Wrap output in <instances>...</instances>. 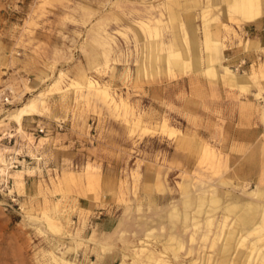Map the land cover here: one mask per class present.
I'll use <instances>...</instances> for the list:
<instances>
[{"label": "rangeland", "instance_id": "374dc122", "mask_svg": "<svg viewBox=\"0 0 264 264\" xmlns=\"http://www.w3.org/2000/svg\"><path fill=\"white\" fill-rule=\"evenodd\" d=\"M161 1L0 0V264H61L54 257L60 255L56 245L67 251L64 259L77 264H132L133 242L145 234L146 250L155 253L170 236L183 243L177 260L170 250L163 255L169 264H207L210 243L202 241L207 229L201 222L189 241L193 219L183 225V196L193 218L199 197L215 185V222L222 203L242 196L240 188H256L264 167V102L192 71L150 70V61L141 60L148 40L138 34V20L160 18L151 7ZM179 1L174 7L180 18L187 20L188 13L200 25V6ZM222 20L236 30L216 32L226 45L223 63L258 74L264 69V20L241 29L225 15ZM162 32L160 40L168 41V24ZM196 36L203 38L201 30ZM90 39L108 47L107 66L97 64L102 47L90 45ZM249 39L254 43L245 44ZM141 61L145 75L136 74ZM58 69L67 79L94 78L108 97L85 87L68 90L65 83L63 90L48 91ZM40 92L45 109L25 117L21 127L6 117ZM138 119L143 126L133 127ZM164 120L190 136V143L162 132ZM201 145L213 151L215 173L209 161L199 162ZM204 203L203 210L212 207ZM44 215L60 226L58 233L46 227Z\"/></svg>", "mask_w": 264, "mask_h": 264}, {"label": "bare ground", "instance_id": "6f19581e", "mask_svg": "<svg viewBox=\"0 0 264 264\" xmlns=\"http://www.w3.org/2000/svg\"><path fill=\"white\" fill-rule=\"evenodd\" d=\"M176 3L180 4V1L163 0L158 2L151 8L158 9L160 18L149 17L138 20L137 32L138 34L140 32L144 33L146 40H148L143 46L147 49L148 53H146V55L141 53V60L150 61V66L148 65L150 70L158 71L164 68L166 72H177L179 74L185 71H192L213 82L218 81L231 88H237L241 92L250 94L254 96L255 99L264 102V95H262L264 87L260 84L259 78V74L264 78V69H261L257 74L255 71L250 73L246 71L238 72L231 69L228 65H225L223 63L222 52L226 49V45L223 39L216 35V32L220 31L222 28L234 32L236 31L233 28L230 29L222 20L223 15H225L228 20H234L240 29L245 24L258 23L264 18V0H184L185 4L192 3L200 6V25L193 23L191 21V15L188 13L186 14L187 20H182L174 7ZM222 4L226 6L225 9ZM163 15L166 17L165 20L161 18ZM194 18L195 16L193 19ZM162 24H168L171 29V38L168 41L160 40V37H163ZM197 30H201L202 32L203 38L201 40H198L196 36ZM88 42L90 45L92 43L95 48L102 47L100 50L101 52L98 53V55L102 57V60L97 62V64L103 63L104 66H107L109 56L108 47L101 46L95 39H90ZM252 42L254 43V41L249 39L245 44ZM241 63H244V60H242ZM145 71L146 64L141 61L136 67V74L145 75ZM81 80L82 82L74 79H67L64 70L58 69L57 76L51 80L47 90H63L62 84L65 83L64 87L68 90L73 88L76 91H81L85 87L101 92L104 99L108 97L106 87L98 84L94 78L84 75L81 77ZM24 89L30 92V87L25 86ZM65 93L66 92H63L62 96L65 95ZM43 95L44 92H40L38 95L32 96L20 106L9 111L6 117L16 122L18 126L21 127L22 120L25 117L40 113V108L45 109ZM17 97H21V95ZM79 97L83 98V94L79 93ZM110 101L113 102L112 99H110ZM260 115L261 121L264 123V105L260 107ZM141 125V120L138 119L137 121H133V127ZM160 127L162 132L170 136H175L178 143L183 145H188L190 143V136L183 133L180 134L171 127H168L165 120ZM198 151V153H200L199 162L201 163L205 160L209 161L210 169H212V173H215V168L218 166V163L214 159L213 151L209 147L203 145L200 146ZM6 169L7 165L3 163L1 170L5 171ZM255 181V189L248 192L242 187L240 188L242 189L241 197L238 199L236 198V200L234 197L233 199L229 198L232 200H227L225 203H222L221 218L215 222L213 220L217 207H215V205L219 201V197L215 193V189H217L215 185L211 184L208 186L207 191H209V194L207 197L204 193L199 197L198 205L193 207V218L189 216V211L187 210L191 207L188 197L183 196L182 205H184V210L180 213L183 225H187L189 221L193 219L189 241L193 242L195 240L201 222L207 229V232L202 235V241L208 240L210 243L207 264L210 263L211 259L216 261L215 264H264V167L259 170L258 175L255 177ZM158 184H160V182H158ZM206 200L212 204V207L203 210V205ZM238 207H240V214L235 216V219H228L229 212ZM201 212L204 214L202 219L199 218ZM255 216H258L257 220L251 223V219ZM28 217L30 218V216ZM43 219L46 227L50 231L54 233L59 232L60 226L53 223L47 215H44ZM240 222L244 227L237 229L236 226ZM187 228L188 227H186V229ZM145 235L144 238L140 237L139 240L133 242L137 248L133 250L134 260L132 264H169L163 255L168 254L170 250L173 258L177 260L179 255L177 256L176 251L184 248L183 243L179 239L170 236L167 240L169 243L163 246L160 252H151L148 249L146 250L144 245V240L147 238L148 234ZM142 239L144 242H142ZM55 248L60 255L54 256L53 252L51 254L56 260L58 259L61 264H77L74 261L70 262L64 259L63 256L67 251H62V248L57 245ZM104 249H107V247H104ZM190 252L191 249H186V253L189 254Z\"/></svg>", "mask_w": 264, "mask_h": 264}, {"label": "crops", "instance_id": "0c3cea01", "mask_svg": "<svg viewBox=\"0 0 264 264\" xmlns=\"http://www.w3.org/2000/svg\"><path fill=\"white\" fill-rule=\"evenodd\" d=\"M262 20H264V18H262V19L258 22L259 25L262 23ZM255 25H256V24H255ZM255 37H256V39L259 40V42H261V41H260V38H259L258 36H255ZM261 40L264 41V37H261ZM261 43H262V42H261ZM225 50H226V49L223 50L222 55H223L224 61H227L228 59H227L226 56H225Z\"/></svg>", "mask_w": 264, "mask_h": 264}, {"label": "built area", "instance_id": "2783aa9c", "mask_svg": "<svg viewBox=\"0 0 264 264\" xmlns=\"http://www.w3.org/2000/svg\"><path fill=\"white\" fill-rule=\"evenodd\" d=\"M245 63V62H244ZM243 64V63H242Z\"/></svg>", "mask_w": 264, "mask_h": 264}]
</instances>
